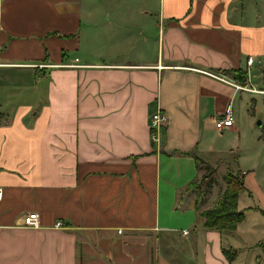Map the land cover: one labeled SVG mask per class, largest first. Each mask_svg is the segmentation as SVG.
Segmentation results:
<instances>
[{
  "label": "crops",
  "instance_id": "1",
  "mask_svg": "<svg viewBox=\"0 0 264 264\" xmlns=\"http://www.w3.org/2000/svg\"><path fill=\"white\" fill-rule=\"evenodd\" d=\"M207 158L242 183L232 232L198 216L213 179L184 191ZM0 190V264H79L82 235L87 264H264V0H0Z\"/></svg>",
  "mask_w": 264,
  "mask_h": 264
},
{
  "label": "trees",
  "instance_id": "2",
  "mask_svg": "<svg viewBox=\"0 0 264 264\" xmlns=\"http://www.w3.org/2000/svg\"><path fill=\"white\" fill-rule=\"evenodd\" d=\"M238 82L242 83L243 78L239 77ZM209 177L210 173L206 176H202L199 180L192 181L184 189L185 192L191 191L196 194L194 200L196 211H198V207L203 198L209 193L211 185V179H209ZM242 191L243 187L240 180L236 176L228 173L225 176L224 190L217 199L215 205L211 209L198 212V216L203 219L202 227L218 232L234 231L236 226L241 223L244 218L243 212L236 210V199L238 194ZM261 251L264 258V243L261 245Z\"/></svg>",
  "mask_w": 264,
  "mask_h": 264
},
{
  "label": "rangeland",
  "instance_id": "3",
  "mask_svg": "<svg viewBox=\"0 0 264 264\" xmlns=\"http://www.w3.org/2000/svg\"><path fill=\"white\" fill-rule=\"evenodd\" d=\"M249 93H253V90L251 89V92H249ZM255 99H256V101L258 103L259 100L261 99V97H256L255 96ZM257 115H255V116H257ZM254 120H255L254 124L255 123L257 124V122H260V117H256V119H254ZM241 126H242L241 128H243V126H245L244 123L241 124ZM243 130L245 131V135H247V136L250 135V133L245 128H243ZM259 131H261V129L259 127H255L254 126V133H259ZM205 161L207 163V167L209 169H211V171H212V169H214V171H212V172L208 171V170L200 171L198 180L202 176H206V175H208L210 173V176L213 177V178H210V179H213V181L217 184L216 189H214V193H215V191L219 192L220 190L224 189V187H222L223 186L222 180H224L225 176L228 174L227 173L228 169H226V167H225V165L223 163H216L214 161V159H212V158H207V159H205ZM229 167H230V164L228 165V168ZM230 174L236 176V174L233 173V172H230ZM104 240H106L105 237L97 236V235H90L88 237H86L85 235H82V237L80 236L79 237V241H80V243H79L80 257H79V262L78 263L79 264H87L86 263V259H87V255H86L87 253L86 252H88V251H90V257L92 259L101 261L102 260L101 257L104 254L103 251H102ZM138 240H140V239L139 238L134 239V241H137V242H138ZM83 243H85V244H83ZM84 245H85V247H84ZM82 248H84V250L86 251L85 253L83 252ZM146 262L148 264H152V261L150 259H148Z\"/></svg>",
  "mask_w": 264,
  "mask_h": 264
},
{
  "label": "built area",
  "instance_id": "4",
  "mask_svg": "<svg viewBox=\"0 0 264 264\" xmlns=\"http://www.w3.org/2000/svg\"><path fill=\"white\" fill-rule=\"evenodd\" d=\"M252 65V60L248 59L246 61V67H250ZM68 68L73 66H67ZM235 90L251 92V89L245 85H236L233 86ZM166 123V118L161 115L159 112H156L151 116L150 123H149V136L150 141L152 143H157L159 135L163 126ZM232 126V120L230 116V111L228 110L226 114L221 119H218L214 122V128L218 133H222L224 130L230 128ZM0 197H1V190H0ZM39 226L38 215L35 212H28L24 213L20 217V227L24 229H37ZM56 227L59 224L55 225ZM186 232H183L185 234Z\"/></svg>",
  "mask_w": 264,
  "mask_h": 264
}]
</instances>
